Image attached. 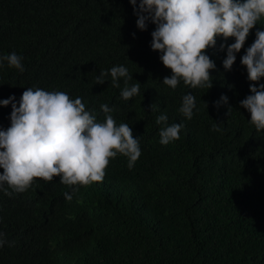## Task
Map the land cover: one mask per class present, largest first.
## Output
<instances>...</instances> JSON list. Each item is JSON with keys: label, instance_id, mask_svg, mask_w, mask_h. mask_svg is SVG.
<instances>
[{"label": "trees", "instance_id": "obj_1", "mask_svg": "<svg viewBox=\"0 0 264 264\" xmlns=\"http://www.w3.org/2000/svg\"><path fill=\"white\" fill-rule=\"evenodd\" d=\"M137 19L128 0H0V56L15 52L25 69L4 62L0 99L18 102L27 87L63 91L82 97L99 122L107 104L142 152L131 170L127 157L110 158L103 181L74 194L59 177L35 178L11 196L0 190V264H264V130L239 103L252 83L240 58L264 18L230 71L223 38L208 50L217 65L209 90L163 84L171 71L151 48L156 26L141 31ZM119 65L133 76L129 86L140 84L129 101L120 98L123 78L119 88L110 74L96 84L102 70ZM189 92L198 109L191 120L179 112ZM222 95L228 104L217 108ZM11 111L0 106L3 129ZM161 114L184 125L168 145L159 142ZM217 123L221 131L212 130Z\"/></svg>", "mask_w": 264, "mask_h": 264}, {"label": "clouds", "instance_id": "obj_2", "mask_svg": "<svg viewBox=\"0 0 264 264\" xmlns=\"http://www.w3.org/2000/svg\"><path fill=\"white\" fill-rule=\"evenodd\" d=\"M138 17L136 23L141 31L149 23L156 27L151 32V48L159 52L163 65L171 74L165 76L163 84L172 89L183 81L191 88L213 87V70L217 65L208 50L217 46L223 38L220 50H226L223 67L230 71L237 60V53L244 49L251 31L264 18V0H128ZM135 35V34H133ZM254 42L247 47L240 58L246 66L250 82V95L242 99L240 106L250 114V122L257 131L264 130V30L256 28ZM229 39H234L228 44ZM23 72L22 57L12 52L0 56V67ZM110 74V85L119 88L123 78L124 87L120 98L129 101L140 94V84L129 86L133 76L123 65L101 71L96 84H104ZM227 95L215 102L217 108L228 104ZM208 108V102H206ZM11 105L10 126L0 127V190L11 196L22 193L32 186L35 178L51 182L55 177L73 189L93 182H102L110 158L117 155L128 158L131 170L139 157V137L127 123L117 124L114 109L102 104L105 117L102 122L87 109L82 97L75 99L63 91H46L42 88L27 87L19 101L10 96L0 99V106ZM229 105V112L231 110ZM154 110V105L151 106ZM197 109L196 98L189 92L182 98L179 112L188 120ZM160 125V143L168 145L180 139L184 125L168 123V116L156 117ZM213 131H221L213 124ZM5 185L7 187H5ZM11 189L12 191H9ZM71 202L73 195L64 193ZM6 241L0 233V247Z\"/></svg>", "mask_w": 264, "mask_h": 264}]
</instances>
